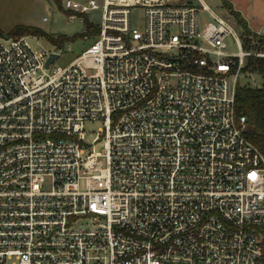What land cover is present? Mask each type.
<instances>
[{"label": "built area", "instance_id": "2783aa9c", "mask_svg": "<svg viewBox=\"0 0 264 264\" xmlns=\"http://www.w3.org/2000/svg\"><path fill=\"white\" fill-rule=\"evenodd\" d=\"M100 6L95 40L63 66L61 48L0 33V264H264V154L234 109L264 42L245 48L204 3Z\"/></svg>", "mask_w": 264, "mask_h": 264}, {"label": "rangeland", "instance_id": "374dc122", "mask_svg": "<svg viewBox=\"0 0 264 264\" xmlns=\"http://www.w3.org/2000/svg\"><path fill=\"white\" fill-rule=\"evenodd\" d=\"M72 1L83 2L85 0ZM95 1L99 4V7L92 9L87 18L95 26H100L102 22V8L100 5L103 0ZM188 1L198 6L204 3L218 15L228 18L245 48H253L252 42L255 40L253 33L256 36L264 37V0H228L232 8L238 11L246 22L250 30L249 33L245 32L244 26L237 22L234 15L224 6L223 0ZM64 3L65 0H0V30L6 33L16 26H28L39 28L54 36L67 37L64 46L60 50L59 57L54 61L55 65H66L78 53L89 46L95 40L96 35L84 32L86 28L84 17L65 7ZM143 18L141 7L135 6L131 9L130 19L132 25L139 28L142 27ZM198 18L200 22L212 20V16L206 10H200ZM19 35H25L32 48L48 50H53L54 48L53 44L43 36ZM225 41L229 50L235 51L237 49L232 36H227ZM259 43L262 45L263 41H259ZM246 66L247 64L245 63L244 68ZM238 82L241 85L260 87L264 82V74L256 69H244ZM100 126L101 122L99 120L86 121L84 124L85 141L91 143L95 131ZM95 148L101 150L102 143L96 144Z\"/></svg>", "mask_w": 264, "mask_h": 264}, {"label": "trees", "instance_id": "16d2710c", "mask_svg": "<svg viewBox=\"0 0 264 264\" xmlns=\"http://www.w3.org/2000/svg\"><path fill=\"white\" fill-rule=\"evenodd\" d=\"M223 4L234 15L237 22L241 23L244 26L245 32L249 33L250 30L240 13L232 8V5L228 0H223ZM82 16L84 17L85 21V31H88L90 34L95 35L98 32V26H95L92 22H90L87 16ZM0 33L7 35L32 34L43 36L58 48H62L65 41L67 40V37L54 36L39 28L28 26H16L6 33L0 30ZM81 35H83V33H81ZM253 35L255 36V39L264 41L263 36H256L255 33H253ZM245 69H256L264 74V58H249L248 65ZM234 109L236 116H245V134L247 138L264 154V82L260 87H252L249 85H241L237 83L235 87Z\"/></svg>", "mask_w": 264, "mask_h": 264}, {"label": "water", "instance_id": "95a60500", "mask_svg": "<svg viewBox=\"0 0 264 264\" xmlns=\"http://www.w3.org/2000/svg\"><path fill=\"white\" fill-rule=\"evenodd\" d=\"M56 53H51L50 57L48 58L46 64H48L50 61H52L56 57Z\"/></svg>", "mask_w": 264, "mask_h": 264}, {"label": "crops", "instance_id": "0c3cea01", "mask_svg": "<svg viewBox=\"0 0 264 264\" xmlns=\"http://www.w3.org/2000/svg\"><path fill=\"white\" fill-rule=\"evenodd\" d=\"M264 42V41H263Z\"/></svg>", "mask_w": 264, "mask_h": 264}]
</instances>
